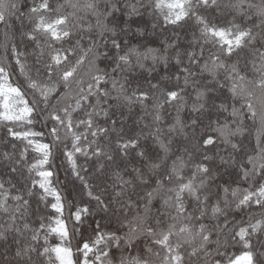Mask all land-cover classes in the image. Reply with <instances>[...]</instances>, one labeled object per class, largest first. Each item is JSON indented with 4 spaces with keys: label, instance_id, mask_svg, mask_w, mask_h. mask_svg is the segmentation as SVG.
<instances>
[{
    "label": "snow or ice",
    "instance_id": "snow-or-ice-1",
    "mask_svg": "<svg viewBox=\"0 0 264 264\" xmlns=\"http://www.w3.org/2000/svg\"><path fill=\"white\" fill-rule=\"evenodd\" d=\"M0 126V264H264V0H0Z\"/></svg>",
    "mask_w": 264,
    "mask_h": 264
},
{
    "label": "trees",
    "instance_id": "trees-1",
    "mask_svg": "<svg viewBox=\"0 0 264 264\" xmlns=\"http://www.w3.org/2000/svg\"><path fill=\"white\" fill-rule=\"evenodd\" d=\"M158 31H160V30L158 29ZM3 135H4V130H3L2 126H0V137H2ZM3 148H4V145L2 143H0V151H2ZM63 178H64V173L61 172V179H63ZM16 179L21 181V182L23 181V177H21V176H17ZM68 190H69V192L72 191V184L71 183L68 184ZM68 198L71 199V196H69ZM33 206H35V205H33ZM73 243H75V242H73Z\"/></svg>",
    "mask_w": 264,
    "mask_h": 264
}]
</instances>
